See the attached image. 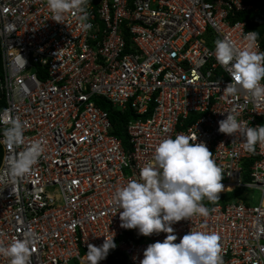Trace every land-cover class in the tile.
Masks as SVG:
<instances>
[{
	"label": "built area",
	"instance_id": "obj_1",
	"mask_svg": "<svg viewBox=\"0 0 264 264\" xmlns=\"http://www.w3.org/2000/svg\"><path fill=\"white\" fill-rule=\"evenodd\" d=\"M249 10L242 0H89L85 30L76 11L53 20L47 0H0V114L23 122L24 146L44 142L16 180L8 158L24 146L0 144V247L27 232L28 264H86L89 244L128 230L117 189L140 179L162 140L191 135L222 169L225 193L241 192L206 206L207 217L174 223V243L190 231L215 233L222 264H264V143L248 152L240 133L218 130L228 112L248 127L264 125V97L225 94L232 77L214 55L217 39L246 45L253 30L236 17ZM97 100L135 115L124 125L126 146ZM166 235L122 239L117 251L126 264H140L146 247ZM0 264L10 258L0 254Z\"/></svg>",
	"mask_w": 264,
	"mask_h": 264
},
{
	"label": "clouds",
	"instance_id": "obj_2",
	"mask_svg": "<svg viewBox=\"0 0 264 264\" xmlns=\"http://www.w3.org/2000/svg\"><path fill=\"white\" fill-rule=\"evenodd\" d=\"M88 2L47 0L53 20L63 23L65 13L76 11L85 30L92 27L87 22ZM258 38L256 31H249L243 36L247 43L242 48H237L227 38L216 40V61L232 77L223 90L225 94L237 95L243 91L254 98L264 97V51L255 50L259 47ZM237 115L228 112L226 118L218 122V130L228 135L240 133L245 141L244 148L254 152L258 143H264V125L248 127L238 121ZM0 123L6 125L0 144L6 148L24 146V124L18 117L5 111L0 114ZM196 139V136L177 135L162 140L155 148L152 161L141 169L140 179L129 180L114 194L121 227L137 229L145 236L168 234L162 242L156 241L146 247L140 264H222L219 237L215 233L190 231L174 243L177 236L172 225L197 214L207 217L209 209L202 201L207 198L215 202L224 188L222 169L212 159L207 146L197 143ZM43 152L41 140L24 146L8 158V175L13 180L23 177ZM31 243L32 238L26 232L23 239L13 240L6 248L0 247V254L9 257L10 264H28ZM115 247L114 236H105L100 246L89 244L86 264H98Z\"/></svg>",
	"mask_w": 264,
	"mask_h": 264
},
{
	"label": "trees",
	"instance_id": "obj_3",
	"mask_svg": "<svg viewBox=\"0 0 264 264\" xmlns=\"http://www.w3.org/2000/svg\"><path fill=\"white\" fill-rule=\"evenodd\" d=\"M244 3L252 5L254 10H249L246 12H242L237 14L236 19L243 20L246 19L248 21V29L256 31L259 34L260 45L264 51V0H242ZM2 71V64H1V50H0V73ZM264 82V81H262ZM100 107L108 113L109 120L112 125L111 133L121 139L124 146L127 145V137L124 131L125 123L134 118L135 115L130 111L127 110L125 112H120L115 110L108 102L97 100L96 101ZM3 102L0 101V109L3 107ZM2 148L0 145V161L2 157ZM241 190L235 189L232 192L225 193L223 195H219V198L215 202H211L205 198L202 202L208 208L216 204H225L228 201L235 199ZM142 234L138 233L137 229H128L119 239L115 242L116 247L109 250L107 257L104 260L99 262H106V264H126L124 259L120 258V254L117 251V244L122 239H134L136 241L140 240ZM85 254L84 250L82 251Z\"/></svg>",
	"mask_w": 264,
	"mask_h": 264
},
{
	"label": "rangeland",
	"instance_id": "obj_4",
	"mask_svg": "<svg viewBox=\"0 0 264 264\" xmlns=\"http://www.w3.org/2000/svg\"><path fill=\"white\" fill-rule=\"evenodd\" d=\"M252 194H253V198L256 200H258L260 198V193L258 190L254 189V190H251ZM83 253V252H82ZM86 254V252H84ZM71 264H74V263H71Z\"/></svg>",
	"mask_w": 264,
	"mask_h": 264
},
{
	"label": "bare ground",
	"instance_id": "obj_5",
	"mask_svg": "<svg viewBox=\"0 0 264 264\" xmlns=\"http://www.w3.org/2000/svg\"><path fill=\"white\" fill-rule=\"evenodd\" d=\"M228 190H230V188H227V187L224 186V188L220 191L219 194H224V193L227 192ZM219 194H218V195H219Z\"/></svg>",
	"mask_w": 264,
	"mask_h": 264
}]
</instances>
